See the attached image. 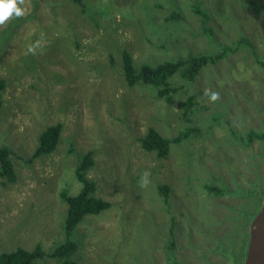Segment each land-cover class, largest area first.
Wrapping results in <instances>:
<instances>
[{"label": "rangeland", "instance_id": "obj_1", "mask_svg": "<svg viewBox=\"0 0 264 264\" xmlns=\"http://www.w3.org/2000/svg\"><path fill=\"white\" fill-rule=\"evenodd\" d=\"M83 1L90 12L72 0H25L24 15L0 25V148L11 151L16 173L14 183L0 176V253L40 245L51 254L66 241L61 193L80 192L76 170L93 151L86 177L111 206L84 217L69 257L47 255L38 264H244L251 223L264 205V141L242 144L230 126L244 138L264 131V66L249 49L230 51L195 82L176 76L173 85L185 88L167 102L147 84H128L121 53L140 67L219 53L220 45L248 37L264 58V0L254 7L176 0L178 23L165 21L175 9L166 0ZM199 10L211 16L213 39ZM205 89L220 99L210 102ZM57 123L53 154L32 158L41 133ZM151 128L167 138L198 130L160 159L142 147ZM212 184L248 195L217 196L208 191Z\"/></svg>", "mask_w": 264, "mask_h": 264}, {"label": "trees", "instance_id": "obj_2", "mask_svg": "<svg viewBox=\"0 0 264 264\" xmlns=\"http://www.w3.org/2000/svg\"><path fill=\"white\" fill-rule=\"evenodd\" d=\"M169 4L173 5L175 9L172 13L165 18L166 22L178 23L183 20V14L179 9V5L176 0H166ZM249 7L256 5L255 0H246ZM77 5H80L82 10L85 12H90L93 9L92 4L87 6L83 0H72ZM256 7V6H255ZM259 6L258 8H260ZM162 8V6H161ZM199 14L203 16L204 26L202 30L205 34H209L213 39V29L208 25L211 20L210 14L199 10ZM98 22V20H94ZM17 21L13 23L17 24ZM97 24V23H96ZM10 27V26H9ZM4 42H0V48L3 49ZM249 49L259 60L260 64L264 66V58H262L254 44L247 37H242L239 42H237L236 47L220 45V52L218 53H199L196 55L188 54L187 56H179V58L173 60L165 59L160 63L155 65L142 64L140 67H136L133 63L131 54L127 50H123L121 53L122 60V70L124 76L130 86H134L138 83L147 84L153 87L157 91L158 99H165L167 102H171L174 94H177L180 89L185 87L177 88L173 85V79L180 75L187 82H195L196 78L202 70L211 65L215 66L220 61L225 59L230 55V51L237 52L240 49ZM5 90V80H0V108L3 104L2 95ZM195 96H189L188 100L184 104V115L188 117L189 112L194 104ZM219 116L215 117L218 119ZM232 134L240 137L237 139L242 144L250 145L253 142L263 140L264 141V131H249L247 136L244 138L239 136L234 130L233 125L230 126ZM196 128H186L179 133L178 136L167 138L162 136L157 130L151 128L148 130L147 135L141 140L142 147L148 152H155L157 157L160 159L168 158L170 154L171 146L174 144H180L192 136L193 133L197 132ZM62 131V124L57 123L47 127L44 132L39 137V143L32 158L49 156L57 147L60 140V135ZM200 131V130H199ZM237 142V143H240ZM11 151L6 148H0V176L7 178L9 183H14L16 181V173L13 168V164L9 158ZM32 160V159H31ZM94 165L93 151L87 152L80 159L79 165L76 170L78 181L83 185L82 189L77 195H69L67 192H62L61 197L65 200L68 205L67 217L65 222V235L66 241L55 247L51 254H47L40 245L36 246L33 250H26L23 248H18L11 252L0 253V264H38L39 260L44 259L47 255L55 259H64L69 257L76 249L77 244L75 240L72 239L73 233L76 228L84 220L87 215H97L101 212L110 208L111 204L103 199L98 198L95 195L96 184L86 177V171ZM169 185L163 186V192L166 196L170 193ZM208 191L212 194H217V196L223 195L225 193H231L232 191L240 190L244 195L248 193L243 188H237L231 190L229 188L220 189L216 184L207 186ZM229 189V190H228ZM236 194V193H234ZM257 214V213H256ZM256 214H252L254 217ZM68 264V263H65Z\"/></svg>", "mask_w": 264, "mask_h": 264}, {"label": "water", "instance_id": "obj_3", "mask_svg": "<svg viewBox=\"0 0 264 264\" xmlns=\"http://www.w3.org/2000/svg\"><path fill=\"white\" fill-rule=\"evenodd\" d=\"M244 264H264V205L251 223Z\"/></svg>", "mask_w": 264, "mask_h": 264}, {"label": "clouds", "instance_id": "obj_4", "mask_svg": "<svg viewBox=\"0 0 264 264\" xmlns=\"http://www.w3.org/2000/svg\"><path fill=\"white\" fill-rule=\"evenodd\" d=\"M25 0H0V25H4L10 18L15 15L21 17L25 13V9L19 5H23ZM204 95L209 98L210 102H216L220 99V94L217 91L205 89ZM148 173L142 174V186L147 183Z\"/></svg>", "mask_w": 264, "mask_h": 264}, {"label": "flooded vegetation", "instance_id": "obj_5", "mask_svg": "<svg viewBox=\"0 0 264 264\" xmlns=\"http://www.w3.org/2000/svg\"><path fill=\"white\" fill-rule=\"evenodd\" d=\"M43 132H44V131H43ZM43 132H42V133H43ZM42 133H41V134H42ZM54 151H55V150H54ZM54 151H53V152H54ZM34 152H35V151H34ZM53 152H52L51 154H53ZM88 170H89V169H88ZM88 170H87V171H88ZM87 171H86V173H87Z\"/></svg>", "mask_w": 264, "mask_h": 264}]
</instances>
